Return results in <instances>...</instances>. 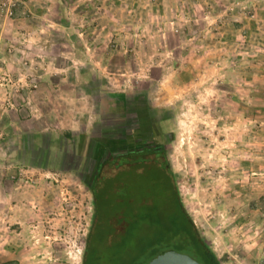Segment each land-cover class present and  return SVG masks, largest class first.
<instances>
[{
  "label": "rangeland",
  "instance_id": "rangeland-1",
  "mask_svg": "<svg viewBox=\"0 0 264 264\" xmlns=\"http://www.w3.org/2000/svg\"><path fill=\"white\" fill-rule=\"evenodd\" d=\"M128 132L221 264H264V0H0V264H82Z\"/></svg>",
  "mask_w": 264,
  "mask_h": 264
},
{
  "label": "trees",
  "instance_id": "trees-1",
  "mask_svg": "<svg viewBox=\"0 0 264 264\" xmlns=\"http://www.w3.org/2000/svg\"><path fill=\"white\" fill-rule=\"evenodd\" d=\"M124 135L127 142L141 136ZM152 147L129 152L128 160L107 150L84 179L92 194L93 214L82 264H147L169 249L183 251L201 264H221L182 207L166 149L158 142ZM151 156L153 166L141 161ZM150 169L155 181L149 177ZM145 231L153 236L145 237Z\"/></svg>",
  "mask_w": 264,
  "mask_h": 264
},
{
  "label": "flooded vegetation",
  "instance_id": "flooded-vegetation-1",
  "mask_svg": "<svg viewBox=\"0 0 264 264\" xmlns=\"http://www.w3.org/2000/svg\"><path fill=\"white\" fill-rule=\"evenodd\" d=\"M119 141L122 142V147L121 148H117L116 150H114L112 147L109 148V151L114 155V156H120L118 157V159H122L124 158L125 160H128L129 158L126 157V154H128L129 152H137V153H143L146 152L147 150L153 149L152 146L155 145V141L154 140H150V141H143L142 139H137V141L134 142H127L125 140V135H123ZM108 151H106L107 153ZM154 157H145L144 159H141V161H144L145 163L150 164L151 166H153L155 164L154 162ZM149 177L151 178V180L155 181V174L152 173L151 169L149 171ZM148 192V189H147ZM146 202L145 199L141 198V205H143V203ZM178 251V250H176Z\"/></svg>",
  "mask_w": 264,
  "mask_h": 264
},
{
  "label": "water",
  "instance_id": "water-1",
  "mask_svg": "<svg viewBox=\"0 0 264 264\" xmlns=\"http://www.w3.org/2000/svg\"><path fill=\"white\" fill-rule=\"evenodd\" d=\"M147 264H201L192 256L176 251L165 250L154 256Z\"/></svg>",
  "mask_w": 264,
  "mask_h": 264
},
{
  "label": "built area",
  "instance_id": "built-area-1",
  "mask_svg": "<svg viewBox=\"0 0 264 264\" xmlns=\"http://www.w3.org/2000/svg\"><path fill=\"white\" fill-rule=\"evenodd\" d=\"M8 13V12H7ZM9 13H10V11H9Z\"/></svg>",
  "mask_w": 264,
  "mask_h": 264
},
{
  "label": "crops",
  "instance_id": "crops-1",
  "mask_svg": "<svg viewBox=\"0 0 264 264\" xmlns=\"http://www.w3.org/2000/svg\"><path fill=\"white\" fill-rule=\"evenodd\" d=\"M220 48H222V47H220Z\"/></svg>",
  "mask_w": 264,
  "mask_h": 264
}]
</instances>
